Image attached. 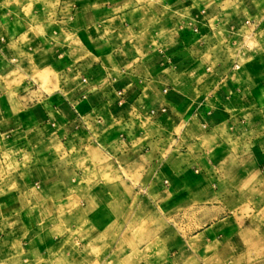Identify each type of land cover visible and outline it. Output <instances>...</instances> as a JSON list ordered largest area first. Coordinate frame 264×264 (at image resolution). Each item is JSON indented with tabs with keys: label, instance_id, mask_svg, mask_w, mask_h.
Here are the masks:
<instances>
[{
	"label": "crops",
	"instance_id": "crops-1",
	"mask_svg": "<svg viewBox=\"0 0 264 264\" xmlns=\"http://www.w3.org/2000/svg\"><path fill=\"white\" fill-rule=\"evenodd\" d=\"M262 218L264 0H0V264H264Z\"/></svg>",
	"mask_w": 264,
	"mask_h": 264
},
{
	"label": "rangeland",
	"instance_id": "rangeland-1",
	"mask_svg": "<svg viewBox=\"0 0 264 264\" xmlns=\"http://www.w3.org/2000/svg\"><path fill=\"white\" fill-rule=\"evenodd\" d=\"M249 222H250V226L252 228L257 227L258 222L256 219L249 220ZM247 242H248V244H254L256 242H260V260L264 261V218L260 219V238H257V235L249 234V236H247ZM256 253L257 252L249 251L250 258L256 259L257 258ZM252 254H254V255H252Z\"/></svg>",
	"mask_w": 264,
	"mask_h": 264
},
{
	"label": "built area",
	"instance_id": "built-area-1",
	"mask_svg": "<svg viewBox=\"0 0 264 264\" xmlns=\"http://www.w3.org/2000/svg\"><path fill=\"white\" fill-rule=\"evenodd\" d=\"M151 113H153V111H151Z\"/></svg>",
	"mask_w": 264,
	"mask_h": 264
}]
</instances>
